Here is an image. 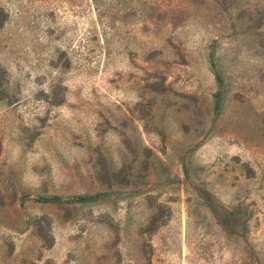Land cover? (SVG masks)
I'll return each instance as SVG.
<instances>
[{
  "label": "rangeland",
  "instance_id": "obj_1",
  "mask_svg": "<svg viewBox=\"0 0 264 264\" xmlns=\"http://www.w3.org/2000/svg\"><path fill=\"white\" fill-rule=\"evenodd\" d=\"M0 22V264H264V0Z\"/></svg>",
  "mask_w": 264,
  "mask_h": 264
},
{
  "label": "trees",
  "instance_id": "obj_2",
  "mask_svg": "<svg viewBox=\"0 0 264 264\" xmlns=\"http://www.w3.org/2000/svg\"><path fill=\"white\" fill-rule=\"evenodd\" d=\"M3 25V22L1 23L0 22V28L1 26ZM220 80V78H219ZM221 107H222V100H221V93L217 94L216 96V101H215V110L217 112H219L221 110ZM42 202L44 203H57V202H60L61 199L58 198V197H51V198H40ZM96 199V196L92 197V196H77L75 198H72L71 200L72 201H77L79 203H87V202H90V201H93Z\"/></svg>",
  "mask_w": 264,
  "mask_h": 264
}]
</instances>
